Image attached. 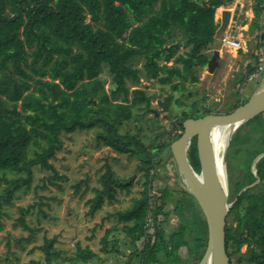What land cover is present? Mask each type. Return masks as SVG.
Wrapping results in <instances>:
<instances>
[{
    "label": "trees",
    "instance_id": "trees-1",
    "mask_svg": "<svg viewBox=\"0 0 264 264\" xmlns=\"http://www.w3.org/2000/svg\"><path fill=\"white\" fill-rule=\"evenodd\" d=\"M230 1L0 0V182L4 183L0 208L10 202L16 190L29 186L32 167L57 174L49 160L61 147L62 133L92 129L96 143L117 153L135 156L145 177L140 196L133 198L128 208L115 212L117 223L122 225L105 231L100 238L101 252H118L117 245H125L123 240L131 245L142 240L140 264L158 263V251L170 247L173 251L185 247V252H166L163 263L198 261L205 250L207 225L190 193L187 192L200 214L195 212L192 221L181 223L168 234L156 229L157 238L152 242L146 217L150 214L154 224L156 213L162 208L157 200L165 197L168 187L162 183L159 194L151 198V183L153 177L160 178L155 169L169 155L170 143L181 135L183 120L212 111L182 112L174 120L177 128L173 130L179 132L169 133L165 140L155 138V144L149 145L144 135L138 134L140 128L134 122L133 106L144 103L150 109V97L141 89H135L128 103L125 83L140 81L137 69L130 63L137 57L143 60L144 74L158 84L176 89L183 81H198L196 73L207 65L210 56L206 49L212 47L218 27L215 8ZM252 10L255 13L252 26L258 29V17L264 10L262 0H256ZM239 52L244 53V50L239 48ZM259 56L257 51L250 54L252 60L245 64L246 70L236 78V83H242L262 63ZM104 65L115 84L111 93L105 90L100 78ZM119 93L124 96L120 101L110 96ZM247 98L237 100L224 113ZM168 102L166 98L164 108ZM263 114L251 118L235 131L226 154L230 148L234 155L242 151L250 158L264 152L258 145L264 139V129L253 136L241 133ZM131 123L133 131H122ZM187 153L192 167L198 171L194 139ZM255 166L259 178L256 184L237 195L243 186L256 179L252 171L246 169L229 190V200L236 194L225 225V249L230 264H234L233 259L235 263L264 264V156ZM8 172L25 176L8 178ZM98 182L99 187L93 189L95 195L89 200L91 215L101 208L104 198L114 199L116 190L125 186L117 182L109 165L99 175ZM184 202L183 199L178 201L179 208L182 209ZM32 207L33 204L20 207L15 224L28 229L24 214ZM55 242L54 236L44 238L38 249L44 253L45 260L35 264H52L53 259H64L54 248ZM244 244L246 249L242 253L240 249ZM94 258L99 259V254L76 243L73 255L66 260L88 263Z\"/></svg>",
    "mask_w": 264,
    "mask_h": 264
},
{
    "label": "rangeland",
    "instance_id": "rangeland-1",
    "mask_svg": "<svg viewBox=\"0 0 264 264\" xmlns=\"http://www.w3.org/2000/svg\"><path fill=\"white\" fill-rule=\"evenodd\" d=\"M256 0H231L224 6L230 10H240L235 25L236 34L241 37L244 53L223 45L219 46L218 64L210 73L207 65L198 70L196 75L198 81H183L181 86L172 89L168 84H158L152 78L144 74L141 57L130 60L131 65L137 69L139 83L131 80L126 81L128 94L126 101L130 103L135 89H141L145 95L150 97L149 108L144 103L133 106L134 122L139 124V135H144L145 143L154 145L158 138L165 140L177 129L174 123L176 116L182 112L187 114H197L205 109L215 113H224L231 104L237 100L249 97L256 90L264 86V70L256 79L247 81L244 78L242 83L235 82L236 78L246 70L247 60L251 62L250 54L253 51L259 52L264 65V10L259 15L261 36L258 29L250 24L248 31L240 26L244 20L251 18V7ZM264 5V0H262ZM220 12V6L215 8V14ZM216 16V15H215ZM89 14L86 21L89 19ZM220 23V18L218 19ZM246 26V25H245ZM256 33L254 34V32ZM258 32V35H256ZM226 35V32L224 33ZM184 49L181 48L180 52ZM213 48L206 49L211 56ZM264 67V66H263ZM103 87L108 93L115 88L111 79L107 65H104L100 73ZM114 101H120L124 96L119 93L110 95ZM169 98L167 108H164L165 99ZM174 123V124H173ZM122 129V128H121ZM133 131V124L129 128L122 129ZM264 129V114L261 119L249 126H245L241 133L257 135ZM170 133V134H169ZM232 134L229 143L234 138ZM61 147L55 151L53 158L49 161L53 164L57 174L44 170L38 166L32 167V177L28 187H21L16 190L9 203H4L0 208V264H35L34 262H44L45 255L38 249L44 238L55 237L54 248L59 250L60 256L64 259H53L52 264H140L139 252L143 249L142 240H138L134 245L125 243L118 247V252L104 254L101 252L100 238L105 231L114 226H121L117 223L114 214L118 210L128 208L133 198L139 197L143 190L144 171L139 169V160L132 155L121 154L112 149L96 143L95 133L91 130H74L60 135ZM259 147L264 151V139L258 142ZM228 147V146H227ZM226 147V148H227ZM188 150V149H187ZM226 152V151H225ZM193 153V152H192ZM191 153V154H192ZM257 156V155H256ZM255 156V157H256ZM254 157V158H255ZM254 158H250L245 153L238 152L236 155L231 148L224 154V167L226 173L227 191L246 169L257 173L256 166H253ZM259 158L257 159V161ZM256 161V162H257ZM255 162V164H256ZM109 165L116 175L117 182L125 184L118 188L114 199L108 201L104 198L101 208L92 215L88 213L89 200L95 195L93 189L99 187L98 178L104 172L105 166ZM158 174L152 179V191L149 192L151 198L157 196L163 188L164 183L168 187L165 197L157 200V205L161 208L157 212V220H149L146 223L147 233L151 237V242L157 238L156 229L168 234L171 230L179 227L181 223L192 221L195 212H200L193 203L192 198L187 193L185 185L180 177L176 164L172 157L167 156L163 163L155 169ZM18 175L25 176L24 173H6L8 178ZM4 186L0 182V194ZM246 186V185H245ZM244 187V186H243ZM242 187V188H243ZM236 195V194H235ZM235 195L228 201H232ZM185 200L182 209L179 208L178 201ZM33 204L29 212L24 214V220L28 229L19 224H15L16 218L20 216L19 208H25ZM151 219V217H150ZM119 235L116 232V235ZM117 235V236H118ZM120 237V235H119ZM121 241V240H120ZM127 242V241H126ZM82 247L87 246L99 254V259H92L88 263L70 262L66 260L73 255L75 244ZM245 244L241 246L243 253ZM173 252L181 254L185 252V247L173 251L170 248L158 251L159 262L163 263V255ZM200 260V259H199ZM198 260V261H199ZM197 259L192 262L196 264ZM127 262V263H126ZM234 264H243L235 263Z\"/></svg>",
    "mask_w": 264,
    "mask_h": 264
},
{
    "label": "water",
    "instance_id": "water-1",
    "mask_svg": "<svg viewBox=\"0 0 264 264\" xmlns=\"http://www.w3.org/2000/svg\"><path fill=\"white\" fill-rule=\"evenodd\" d=\"M229 17L230 10L223 9L219 27L213 37V51L207 60L209 72H212L218 64L220 40L228 25ZM236 21L237 13L235 12L231 18V25H235ZM262 112H264V86L230 112H211L199 117L186 118L182 122L181 135L170 143L168 156L174 160L187 192L196 200L207 225L205 250L196 264H230L225 249V225L226 216L235 198L228 201L227 182L217 170L216 156L210 138L211 131L214 126L230 125H234L233 131H236ZM193 139L198 159V171L192 167L187 153L188 146ZM262 156L264 152L254 158L252 165L255 166L257 159ZM253 175L256 178L255 181L241 188L237 195L259 181L257 173L253 171Z\"/></svg>",
    "mask_w": 264,
    "mask_h": 264
},
{
    "label": "bare ground",
    "instance_id": "bare-ground-1",
    "mask_svg": "<svg viewBox=\"0 0 264 264\" xmlns=\"http://www.w3.org/2000/svg\"><path fill=\"white\" fill-rule=\"evenodd\" d=\"M224 33L225 31L222 34V38L224 36ZM220 45H222L221 40ZM233 127L234 125L214 126L210 134L211 142L216 156L217 170L222 177H226V173H224V154L226 147L228 146V142L230 141L232 134H234L235 132L233 131Z\"/></svg>",
    "mask_w": 264,
    "mask_h": 264
},
{
    "label": "crops",
    "instance_id": "crops-1",
    "mask_svg": "<svg viewBox=\"0 0 264 264\" xmlns=\"http://www.w3.org/2000/svg\"><path fill=\"white\" fill-rule=\"evenodd\" d=\"M219 7V6H218ZM217 8V7H216ZM223 9H227V10H230V9H228V8H225V6L224 5H222V6H220V12H218L217 14H215V12H214V19H215V22H219L218 21V19L220 18V15H221V12H222V10ZM237 13V17H238V14H239V12H240V10L237 8L236 10H230V17H229V20H228V25L226 26V29H225V32H226V34H229V32H231V31H233L235 34H236V29H235V26H233V28H231L232 26L230 25L231 24V18H232V16H233V14L234 13ZM251 12L253 13V14H251V18L249 19V21H246V19H247V17H245V15H244V20H243V22H242V24H241V28L243 29V30H246V31H248V28H249V26H250V24L252 23V21L254 20V18H255V13L253 12V10H252V7H251ZM216 15V16H215ZM258 21H259V25H260V23L262 22V21H260V19H259V17H258ZM237 22V21H236ZM246 25V26H245ZM218 27H219V24H218ZM217 27V28H218ZM232 30H231V29ZM256 29H257V27H256ZM258 31H259V36H261V31H262V27H260L259 26V28H258ZM256 33V31L254 32V34ZM257 34H258V32H257ZM256 34V35H257ZM236 37L237 38H239L241 41H243L242 39H241V37L240 36H238V34H236ZM262 61H263V59H262ZM247 62H248V60H247ZM246 62V63H247ZM262 64V71L264 70V65H263V62L261 63ZM261 71V72H262ZM260 72V73H261ZM211 73V72H210ZM261 75V74H260ZM259 75V76H260ZM264 78V77H263Z\"/></svg>",
    "mask_w": 264,
    "mask_h": 264
},
{
    "label": "built area",
    "instance_id": "built-area-1",
    "mask_svg": "<svg viewBox=\"0 0 264 264\" xmlns=\"http://www.w3.org/2000/svg\"><path fill=\"white\" fill-rule=\"evenodd\" d=\"M221 44L226 48H231L234 50H238L239 48L242 47L241 40L236 37V34L233 31H231V32H229V34H226L223 36V38L221 39ZM258 60H262L261 56L258 57ZM261 71H262V64L259 63L257 65L256 69L253 72H251L250 74H248L247 81L249 82L253 79H256ZM150 217H151V215L148 214L146 217L147 222L149 220L151 221Z\"/></svg>",
    "mask_w": 264,
    "mask_h": 264
}]
</instances>
